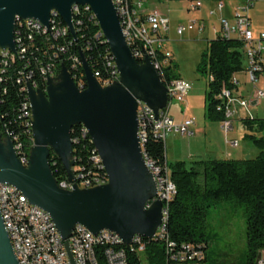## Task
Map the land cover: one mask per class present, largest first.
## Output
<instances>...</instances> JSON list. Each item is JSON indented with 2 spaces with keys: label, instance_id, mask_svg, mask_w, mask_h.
<instances>
[{
  "label": "water",
  "instance_id": "95a60500",
  "mask_svg": "<svg viewBox=\"0 0 264 264\" xmlns=\"http://www.w3.org/2000/svg\"><path fill=\"white\" fill-rule=\"evenodd\" d=\"M89 6L109 47L119 81L102 87L79 51L86 87L79 90L64 64L46 89H27L31 108L33 146L26 167L20 164L8 137L0 135V184L17 189L28 201L49 214L65 241L69 264H76L67 239L77 225L96 235L116 234L129 246L135 236L152 241L162 223V203L148 171L138 137L137 101L149 107L157 120L170 100L150 59L137 62L126 44L112 0H0V51L15 52L17 20H36L49 26L51 12L61 18L73 38V6ZM1 62V54H0ZM83 126L99 155L108 182L79 189L73 166L71 131ZM61 162L72 189L62 190L52 174L49 156ZM259 259V255L256 260ZM0 264H18L0 215Z\"/></svg>",
  "mask_w": 264,
  "mask_h": 264
},
{
  "label": "built area",
  "instance_id": "2783aa9c",
  "mask_svg": "<svg viewBox=\"0 0 264 264\" xmlns=\"http://www.w3.org/2000/svg\"><path fill=\"white\" fill-rule=\"evenodd\" d=\"M172 1L187 4L190 12H197L203 8L202 0ZM145 2L146 0H114L122 30L128 34L130 44L134 48L133 58L139 63H142L145 57L150 59L160 81L167 89L170 103L173 100L183 103L191 85L181 79L166 80L163 72L164 68L170 65L172 58L169 51L162 50V45L169 41L166 35L170 31V21L158 11L143 10ZM228 2L232 4L229 16H226L227 6L224 1H216L215 5L208 10L209 17L218 16V30L214 26L211 29L216 38L237 39L242 42L244 53L242 73L248 77L254 91L250 96L244 98L238 90L239 81L235 74L230 80V86L222 85L214 95L216 110L224 115L220 125L225 136L233 129L232 123L238 117V108L247 113V118L253 119L250 107L257 106L260 100H264V33L255 36L251 29L249 13L253 7L252 0H228ZM82 19L93 22L92 19L87 18L86 12L81 9L77 10L76 16H72L75 29L81 25ZM204 29L203 20H191L186 25H178L175 33L181 37L186 31L201 33ZM68 32L64 23H58V18L53 17L52 11L48 27L42 24L34 25L32 20H27V23H22L21 29L13 36L15 52L0 51V81L16 58H24L31 54L25 64V69L28 71L21 73L17 80L25 97L16 112V122H19L21 131L10 130L8 125L0 119L1 137L10 139L17 159L24 167L28 162L29 150L33 146L32 114L27 97L28 87L33 90L45 91L48 79L55 78L59 72L57 62L62 56L66 57L67 63L64 65L75 86L78 89L80 86H86L80 58L73 54H67L65 39ZM95 38L102 39L107 50L99 57L102 70L95 69L92 73L98 83L102 87H106L119 81V73L102 32L98 31ZM37 57L40 59L45 57L44 64L39 65L41 62L37 61ZM213 82L214 78L209 74L207 85ZM137 119L138 137L145 138V142L149 134L164 142L166 139H160L158 129H167V135L169 133L181 136L192 135L190 129L195 124V120L191 117L175 123L169 116L168 110H160L158 118L155 120L151 109L139 101H137ZM77 127L80 128L76 131L74 138L71 137L73 153L71 170L74 181L79 189L82 188V185H91V183H98L100 186V183H104V179H108L101 159L93 147L86 129L83 126ZM86 137L92 145V150L87 154L85 163L80 155H76L73 147L79 144L80 138ZM227 143L232 147L238 145L236 140H229ZM152 175L157 186V193L145 208H148L150 203L156 200L162 203V223L157 228L153 240L166 242V252L172 264H202L204 260L202 249L186 244L182 249L176 251L175 245L168 242L165 235L167 206L175 194V186L170 179L166 165L164 167L156 165V174ZM60 183L67 191L72 189V184L67 181V178ZM0 198V215L3 224H9V234L7 235L18 264H69L65 241L57 232L51 218L43 217L42 209L29 204L16 188L8 184H0ZM75 228H78V236H70L67 242L76 264H99V255L104 258L106 264H127L124 248L142 254L148 241L135 236L131 244L125 247L113 232L102 230L94 235L83 226L77 225ZM255 264H264V248L260 251L259 259L255 261Z\"/></svg>",
  "mask_w": 264,
  "mask_h": 264
},
{
  "label": "trees",
  "instance_id": "16d2710c",
  "mask_svg": "<svg viewBox=\"0 0 264 264\" xmlns=\"http://www.w3.org/2000/svg\"><path fill=\"white\" fill-rule=\"evenodd\" d=\"M81 11L86 12L84 9ZM86 13L87 18L92 19L94 23L82 19L81 25L75 29V38L68 32L65 46L67 54L79 57V51H81L91 71L94 72L95 69L102 70L99 57L107 50V47L102 39L95 38L100 30L91 13ZM58 23L63 24L59 18ZM20 24H16L14 34L21 29ZM30 55L16 58L0 81V119L8 125L10 130L16 132L21 131L19 122H16V112L25 98L17 80L21 73L28 71L25 69V64ZM37 61L41 62L39 65L44 64L45 57L41 59L37 57ZM66 63V57L62 56L57 62L58 71L60 65ZM172 67L170 63L164 68L166 80L179 79L173 74ZM243 68L244 53L241 41L221 38L210 41L197 67L199 72L207 76L210 74L214 78V82L208 85L206 94L205 116L208 121L220 123L223 120L224 115L216 110L214 95L222 85L230 86L232 76L242 72ZM40 86H42L41 83ZM240 122L243 129L248 132L244 135V139H248L259 150L254 158H206L194 160L190 165L184 161L169 163L165 157L164 142L149 134L143 145L144 157L155 166L164 167L166 165L170 179L175 186V194L167 206L166 238L168 242L175 245L176 251L186 244L202 249L204 252L202 264L208 260L206 256L208 211L218 203H231L234 206L244 207L246 217L244 264H255L257 256L264 248V138L255 136V133H261L264 129V120L246 118ZM78 128L80 127L72 129V138ZM73 149L76 155H80L85 162L87 154L92 150V145L87 137L80 138L79 144ZM49 164L58 186L66 189L60 183L65 180L66 174L60 160L53 153L49 156ZM165 244L166 242L162 240L147 241L142 254L124 248L127 264H143L142 260L146 264H172L168 259ZM98 262L106 264L101 255L98 256Z\"/></svg>",
  "mask_w": 264,
  "mask_h": 264
},
{
  "label": "rangeland",
  "instance_id": "374dc122",
  "mask_svg": "<svg viewBox=\"0 0 264 264\" xmlns=\"http://www.w3.org/2000/svg\"><path fill=\"white\" fill-rule=\"evenodd\" d=\"M203 8L197 12L188 11V5L172 0H146L143 10L158 11L170 21V31L167 33L168 42L162 45V50L171 53L173 74L191 85L190 91L185 96L183 103L173 100L170 103L168 114L175 121L191 117L195 120L191 127L193 135H178L169 133L164 136L165 156L168 162L183 160L190 165L195 158L189 154L205 152L211 145L226 147L223 142L226 139L235 138L239 141V147L232 150V159H251L258 155L259 150L248 140L244 139L245 131L240 120L247 118V113L238 108V117L233 121V131L226 137L219 122H211L206 119L205 106L208 92L207 75L197 70L202 54L207 51L210 41L216 39L212 33V27L218 30L217 17H209L207 12L213 6L209 0H202ZM228 1V0H223ZM253 7L249 16L251 29L259 36L264 33V0H252ZM191 20H203L205 29L203 32L186 31L179 37L175 33L178 25H186ZM239 81L238 90L244 98L254 91L248 77L240 72L235 75ZM260 86V85H259ZM259 88V87H257ZM255 119L264 120V100H260L257 106L250 107ZM209 127V128H208ZM211 133H209V129ZM256 137L264 138V129L261 133H255ZM225 143V142H224ZM230 150V149H229ZM175 158V159H174ZM246 217L244 207L234 206L231 203H218L208 211L207 234L208 247L206 250L207 262L204 264H244L246 253ZM143 264H146L142 260Z\"/></svg>",
  "mask_w": 264,
  "mask_h": 264
},
{
  "label": "bare ground",
  "instance_id": "6f19581e",
  "mask_svg": "<svg viewBox=\"0 0 264 264\" xmlns=\"http://www.w3.org/2000/svg\"><path fill=\"white\" fill-rule=\"evenodd\" d=\"M112 4L114 6V9L116 11V14L118 16V9H117V6L114 5V0H112ZM80 9H84V11L86 12H89L91 13L92 17L95 19V16L94 14L92 13L91 9L89 6H73L72 7V16H75L76 15V12L77 10H80ZM53 17H56V18H59L61 19L56 12L53 11ZM119 19V22H120V26H121V30H122V24H121V20H120V17H118ZM96 21V19H95ZM63 22V21H62ZM17 23H21L20 25L22 26V23H27V20H17L16 21V24ZM16 24H15V27H16ZM32 24L34 25H41V23L39 21H36V20H32ZM96 24L98 26V22L96 21ZM99 28V26H98ZM100 30V28H99ZM15 31V29H14ZM101 31V30H100ZM70 34V33H69ZM122 34L124 36V39L126 41V44L128 45L130 51H131V54L132 56H134V48H132V45L130 44V38H128V34L125 33V30H122ZM13 36H15V34L13 33ZM105 41V39H104ZM86 87V86H85ZM85 87H80L79 90H83L85 89ZM167 134V129H158V136H160V139H164V136ZM139 141H140V145H141V148L143 149V145L145 143V138H139ZM142 154H143V151H142ZM143 158L145 160V165L147 167V169L149 170V172L151 174H156V166L153 165L150 161H148L145 157H144V154H143ZM108 182V179H104V183H100V186L101 185H105L106 183ZM58 185V184H57ZM98 186V183H91V185H82V188L80 189H91V188H94V187H97ZM59 187V186H58ZM60 188V187H59ZM61 189V188H60ZM62 190H66V189H62ZM0 211H1V198H0ZM43 217L45 218H50L49 214L46 213L44 210H43ZM4 225V228H5V231L7 232V234H9V224H3ZM71 236H78V228H74Z\"/></svg>",
  "mask_w": 264,
  "mask_h": 264
},
{
  "label": "crops",
  "instance_id": "0c3cea01",
  "mask_svg": "<svg viewBox=\"0 0 264 264\" xmlns=\"http://www.w3.org/2000/svg\"><path fill=\"white\" fill-rule=\"evenodd\" d=\"M211 2V4L214 6L215 5V2L216 1H219V0H209ZM220 1H223V0H220ZM226 6H227V10H226V16H229V10H230V7L232 4H230L228 1H224ZM213 6H210L209 9H211V7ZM208 9V10H209ZM217 17V21H218V16ZM215 27V26H214ZM213 33V32H212ZM254 35L257 36V34L253 31ZM172 118V117H171ZM187 118V117H186ZM172 120L175 122V123H179L181 122L182 120L179 119V121H175L174 118H172ZM217 125L220 126V129H221V125L220 123H218ZM232 126H233V123H232ZM209 128V127H208ZM211 128L209 129V133H211ZM214 130V129H213ZM233 131V129H232ZM231 131V132H232ZM192 132V135L194 134L193 131ZM188 136H191V135H188ZM226 137V136H225ZM229 140H236L238 142V145L236 147H232L230 146L227 141ZM225 142V143H224ZM223 142V144L226 146L224 148L222 147H218L216 144H213L211 145V148L210 149H206L205 152H196L195 154H189V157L190 158H195L194 160H202V159H206V158H215V159H232V156L234 155V152L232 150L236 149L239 147V141L235 138H231V139H226L225 138V141ZM230 149V150H229ZM166 157V156H165ZM175 159V158H174ZM184 158H181L180 160H175L176 161H184L183 160ZM238 159H245V158H238ZM166 161L168 162V158L166 157ZM185 162V161H184Z\"/></svg>",
  "mask_w": 264,
  "mask_h": 264
}]
</instances>
